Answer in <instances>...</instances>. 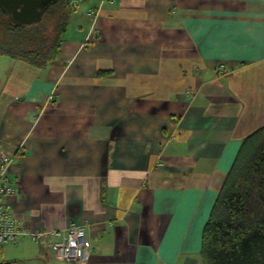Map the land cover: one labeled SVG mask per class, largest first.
Returning a JSON list of instances; mask_svg holds the SVG:
<instances>
[{
	"label": "crops",
	"instance_id": "0c3cea01",
	"mask_svg": "<svg viewBox=\"0 0 264 264\" xmlns=\"http://www.w3.org/2000/svg\"><path fill=\"white\" fill-rule=\"evenodd\" d=\"M18 64L0 72L18 223L86 226L90 264H204L218 194L264 128V0H79L58 57ZM54 242L22 236L0 262L68 264Z\"/></svg>",
	"mask_w": 264,
	"mask_h": 264
},
{
	"label": "trees",
	"instance_id": "16d2710c",
	"mask_svg": "<svg viewBox=\"0 0 264 264\" xmlns=\"http://www.w3.org/2000/svg\"><path fill=\"white\" fill-rule=\"evenodd\" d=\"M73 1L57 0L30 26L0 8V54L34 68L55 60ZM201 255L204 264H264V128L243 143L204 227Z\"/></svg>",
	"mask_w": 264,
	"mask_h": 264
},
{
	"label": "built area",
	"instance_id": "2783aa9c",
	"mask_svg": "<svg viewBox=\"0 0 264 264\" xmlns=\"http://www.w3.org/2000/svg\"><path fill=\"white\" fill-rule=\"evenodd\" d=\"M115 0H106L113 3ZM89 16L96 18L97 13L88 12ZM14 158L7 154L0 155V246L16 244L22 236H30L33 241L44 244L48 237L55 238L52 245L56 260L68 264H90L92 243L86 232V226L71 223L65 229L54 231L30 233L28 229L18 223L13 217L7 205L8 197L12 196L16 189L10 177V169ZM0 264H25L18 262H0Z\"/></svg>",
	"mask_w": 264,
	"mask_h": 264
},
{
	"label": "water",
	"instance_id": "95a60500",
	"mask_svg": "<svg viewBox=\"0 0 264 264\" xmlns=\"http://www.w3.org/2000/svg\"><path fill=\"white\" fill-rule=\"evenodd\" d=\"M56 2L57 0H0V8L15 25L30 26L39 23L47 9ZM76 3V0L72 2Z\"/></svg>",
	"mask_w": 264,
	"mask_h": 264
},
{
	"label": "rangeland",
	"instance_id": "374dc122",
	"mask_svg": "<svg viewBox=\"0 0 264 264\" xmlns=\"http://www.w3.org/2000/svg\"><path fill=\"white\" fill-rule=\"evenodd\" d=\"M52 30H53L52 29V25L50 24L48 26V34L51 35V36H53ZM16 64L20 65L21 68L25 69V70L20 69L18 71V73L19 72H23V73L28 74V72H30L32 69H34V66H31V65L25 63L21 59L20 60L19 59H13L12 57H10L8 55L0 54V72L2 74V71H3V73L8 74V76L12 75V80H11L12 82L14 81V75H15L14 72H13L14 69L12 70V68Z\"/></svg>",
	"mask_w": 264,
	"mask_h": 264
}]
</instances>
